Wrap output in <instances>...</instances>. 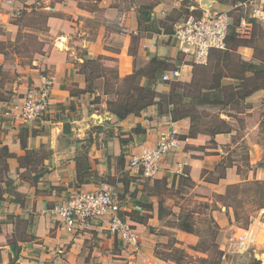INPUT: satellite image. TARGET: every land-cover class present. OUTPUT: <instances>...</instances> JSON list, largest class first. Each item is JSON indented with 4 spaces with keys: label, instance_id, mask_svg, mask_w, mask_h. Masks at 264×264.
Returning a JSON list of instances; mask_svg holds the SVG:
<instances>
[{
    "label": "crops",
    "instance_id": "obj_1",
    "mask_svg": "<svg viewBox=\"0 0 264 264\" xmlns=\"http://www.w3.org/2000/svg\"><path fill=\"white\" fill-rule=\"evenodd\" d=\"M252 7L250 0H0V264H186L163 259L158 249L195 248L202 209L217 225L218 249L244 230L220 198L230 186L264 182V88L219 114L229 129L213 145L190 133L188 117L171 121L163 101L172 82L221 70L223 54L264 71V22L251 18ZM220 12L229 14L228 51H212L206 68L193 66L162 82L184 60L176 28L189 15ZM88 60H96L93 76ZM42 76L52 82L48 113L12 130L3 109ZM245 77L243 84L224 78L221 85L255 82L251 72ZM135 86L155 94L140 110L129 105L130 97H141ZM168 130L176 131L178 146L154 179L143 181L127 169L128 160ZM221 162L229 164L224 172ZM102 185L117 189L121 218L138 234L136 249L111 237L106 221L68 234L39 214ZM263 257L264 228L251 252L219 264H264Z\"/></svg>",
    "mask_w": 264,
    "mask_h": 264
},
{
    "label": "built area",
    "instance_id": "obj_2",
    "mask_svg": "<svg viewBox=\"0 0 264 264\" xmlns=\"http://www.w3.org/2000/svg\"><path fill=\"white\" fill-rule=\"evenodd\" d=\"M250 3L253 5L251 18L264 22V0H250ZM228 31V12L189 15L173 33L177 48L184 60L178 68L165 71L161 81L170 83L179 79L183 71L193 66H207L212 51L226 50ZM51 84L47 76H42L38 86L27 90L21 98L9 103L3 109L1 116L12 130L27 127L48 113ZM178 143L176 131L168 130L160 133L153 147L130 157L127 169L135 171L140 179H154L160 163L172 153ZM122 212L117 189L102 185L97 190L74 192L64 201L40 210L39 214L58 223L68 234L86 231L94 221H106L107 231L111 237L127 247L136 249L137 231L121 218ZM262 228H264V208L257 211L241 233L233 232L226 237L224 243L219 246L221 258L251 252L257 234Z\"/></svg>",
    "mask_w": 264,
    "mask_h": 264
},
{
    "label": "trees",
    "instance_id": "obj_3",
    "mask_svg": "<svg viewBox=\"0 0 264 264\" xmlns=\"http://www.w3.org/2000/svg\"><path fill=\"white\" fill-rule=\"evenodd\" d=\"M229 41L230 36L228 31L227 48L224 52H227L229 49ZM220 59L223 65L221 70L211 72L209 75L206 74V71L193 73V77L189 83L172 82L169 93L163 101L165 105L171 106V109L168 111L171 121L175 122L188 117L191 120L190 133L193 136H208L211 145L214 144L213 138L216 134L226 132L229 129L227 122L221 119L219 113H215L214 110L222 111L231 104L235 106L237 105L235 101L238 99L248 97L255 91L264 88V71L258 67L234 64L227 59V54L221 55ZM95 61H87L88 67L90 66L91 76H93L94 70L97 69L96 65H94ZM247 72H251L254 75L255 82L242 85L246 82L245 74ZM224 78H232L242 84L235 87H223L221 80ZM133 89H136L138 94H141V97L138 100L135 98V101H131L132 97H130L131 103L129 105L132 107L131 110H140L150 105L152 97L155 96L154 93L137 86ZM142 91H144L143 94ZM219 167L224 172L229 167V164L221 162ZM223 172L220 174L222 177ZM247 186L251 188L244 189ZM251 201L256 210L264 208V182L255 181L230 186L225 195L220 198V202L224 206L233 209L236 224L241 225L244 223L242 225L245 228L250 223L251 215L249 211L243 209V206L244 204L251 203ZM210 222L212 223L213 220L210 219ZM200 244L193 248V250L208 255L207 259L200 260L206 262L209 258L212 259L214 257L215 264H219L221 252L218 246L214 242H211L207 247L200 246ZM175 249V253L172 255L162 253L160 256L163 259H171L180 263L185 257L182 255L184 251ZM177 253H180V255H177Z\"/></svg>",
    "mask_w": 264,
    "mask_h": 264
},
{
    "label": "rangeland",
    "instance_id": "obj_4",
    "mask_svg": "<svg viewBox=\"0 0 264 264\" xmlns=\"http://www.w3.org/2000/svg\"><path fill=\"white\" fill-rule=\"evenodd\" d=\"M237 104V109H238V100L235 101ZM235 106L234 104H231L228 108H225L224 110H217L215 109V113H225V114H230L231 110L232 109H235ZM240 125V124H239ZM240 147L243 149L244 151V145H240ZM0 169H3V165L0 164ZM245 170V169H244ZM1 171V170H0ZM137 179V178H135ZM143 180V179H142ZM145 181V180H143ZM184 188H187V187H184ZM251 187H245L244 189H250ZM183 190V189H182ZM187 193L190 194V191H188ZM194 193H191V195L189 196H192ZM197 195V194H196ZM244 199V198H243ZM242 199V200H243ZM197 202V201H196ZM253 202L251 201V203H248V204H244L243 206V209H245L246 211H249L250 212V215H251V218L254 217L256 215V207L254 206V204H252ZM194 206H199L196 204H194L192 207L194 208ZM202 213L203 215L201 216L200 220H199V223H198V226H197V233H198V237H199V242L201 243L200 246H203V247H207L208 245L211 244V242H214V236H217V233H218V230H217V225L214 223V222H210L209 221V218H208V215H209V211L208 210H203L202 209ZM251 220V219H250ZM171 221H169L170 223ZM244 224V223H242ZM238 225L239 228L241 229H245V227L243 225ZM247 227V226H246ZM215 233V235H214ZM123 245V244H122ZM125 246V245H124ZM177 249H180L179 247H177ZM175 248H170L168 250H164V248L160 247L158 249V252L159 253H164V254H168V255H172L175 253ZM184 251V255L185 257L183 258V263H186V264H215L214 262V257L209 258L206 262H202L200 259H198V255H196V253L193 251V248H184L182 249ZM188 254V255H187ZM177 255H180V253H177ZM202 258H206V257H202ZM221 259V257H220ZM264 259V257H263ZM262 264V263H261Z\"/></svg>",
    "mask_w": 264,
    "mask_h": 264
},
{
    "label": "water",
    "instance_id": "obj_5",
    "mask_svg": "<svg viewBox=\"0 0 264 264\" xmlns=\"http://www.w3.org/2000/svg\"><path fill=\"white\" fill-rule=\"evenodd\" d=\"M206 6H209L210 5V2H208V1H205V2H203ZM262 264H263V262H262Z\"/></svg>",
    "mask_w": 264,
    "mask_h": 264
}]
</instances>
